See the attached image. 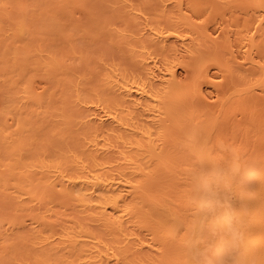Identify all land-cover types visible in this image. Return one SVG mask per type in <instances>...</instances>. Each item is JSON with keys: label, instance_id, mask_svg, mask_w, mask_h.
Segmentation results:
<instances>
[{"label": "bare ground", "instance_id": "1", "mask_svg": "<svg viewBox=\"0 0 264 264\" xmlns=\"http://www.w3.org/2000/svg\"><path fill=\"white\" fill-rule=\"evenodd\" d=\"M0 264H264V0H0Z\"/></svg>", "mask_w": 264, "mask_h": 264}]
</instances>
